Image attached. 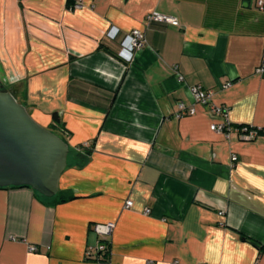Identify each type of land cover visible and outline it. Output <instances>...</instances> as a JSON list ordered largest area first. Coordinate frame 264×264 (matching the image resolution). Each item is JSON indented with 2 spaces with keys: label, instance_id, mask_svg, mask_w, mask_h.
<instances>
[{
  "label": "crops",
  "instance_id": "crops-1",
  "mask_svg": "<svg viewBox=\"0 0 264 264\" xmlns=\"http://www.w3.org/2000/svg\"><path fill=\"white\" fill-rule=\"evenodd\" d=\"M75 5L0 0V81L41 127L61 117L69 153L56 196L74 198L0 189V264H264L257 0ZM153 12L179 26L148 24ZM134 30L146 40L137 54ZM195 86L226 119L201 105L176 118ZM225 122L235 128L228 139L211 131ZM108 223L110 255L100 261L94 229Z\"/></svg>",
  "mask_w": 264,
  "mask_h": 264
},
{
  "label": "water",
  "instance_id": "water-1",
  "mask_svg": "<svg viewBox=\"0 0 264 264\" xmlns=\"http://www.w3.org/2000/svg\"><path fill=\"white\" fill-rule=\"evenodd\" d=\"M68 153L66 143L38 125L0 81V189L29 187L54 198Z\"/></svg>",
  "mask_w": 264,
  "mask_h": 264
},
{
  "label": "built area",
  "instance_id": "built-area-1",
  "mask_svg": "<svg viewBox=\"0 0 264 264\" xmlns=\"http://www.w3.org/2000/svg\"><path fill=\"white\" fill-rule=\"evenodd\" d=\"M75 8L79 7L81 4V0H75ZM257 7L261 10H264V0H257ZM146 21L148 24H165V25H172L175 27L179 26V21L172 16L163 15L157 12H153L149 14L146 18ZM130 39H131V47L134 51V54H137L141 52L146 44L144 33L139 30H134L130 33ZM134 62V61H133ZM260 73L264 74V70H259ZM179 80L182 82V78L179 77ZM188 93L190 97L193 100V104L190 106L185 105L184 103H180L178 105V112L176 113V118L180 119L185 116H193L196 113L195 105H201V106H209L213 113L216 116L227 118L228 112L225 108L222 107H215L211 106V99H212V93L207 92L203 90L201 87L195 86V87H189ZM234 127L231 126L228 122H225L221 125H212L211 131L215 133H219L225 136L226 139L229 138L230 133L234 131ZM252 129V128H250ZM240 130L248 131V128H240ZM258 130L252 129L250 138H255L258 135ZM233 160H236L235 157ZM133 203L131 201L126 202V208H131ZM149 210H147L145 213L149 214ZM115 225L113 223H108L106 225H97L95 227V232L101 237V241L99 243V246L97 250L99 252H104L107 250V238L112 234V231L114 229ZM36 248H31V252H35ZM87 256H90L88 253ZM174 264H181L178 261H175Z\"/></svg>",
  "mask_w": 264,
  "mask_h": 264
},
{
  "label": "trees",
  "instance_id": "trees-1",
  "mask_svg": "<svg viewBox=\"0 0 264 264\" xmlns=\"http://www.w3.org/2000/svg\"><path fill=\"white\" fill-rule=\"evenodd\" d=\"M6 89L11 91V94L15 97V99L18 101V103L21 102V99L18 98V96L15 93L14 89H12V88H6ZM48 130L51 131L56 136H58L64 142L67 141V138H68L69 135H68L67 130L64 128V125H62L61 117L59 116L58 113H53V115H52V124L50 125ZM19 188H29V187H19ZM35 194L38 197H40L43 200H45L46 202H49V203L52 202L54 204H61V203H65V202H68L69 200L74 199V198H70V197L69 198H65L62 195H58V196H55L54 198L47 199V198H44L43 196L39 195L36 192H35ZM109 255H110V247H109V245H107V250L104 251V252H99L98 257H102L101 259H99L100 261H106V260H108Z\"/></svg>",
  "mask_w": 264,
  "mask_h": 264
}]
</instances>
